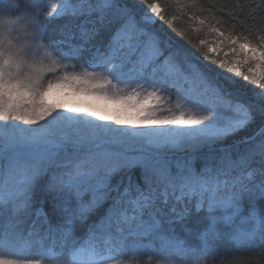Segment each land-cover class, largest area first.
I'll list each match as a JSON object with an SVG mask.
<instances>
[{
  "label": "snow or ice",
  "instance_id": "6c2138e0",
  "mask_svg": "<svg viewBox=\"0 0 264 264\" xmlns=\"http://www.w3.org/2000/svg\"><path fill=\"white\" fill-rule=\"evenodd\" d=\"M142 3L152 15L136 0H0V264H140L145 239L159 255L144 264H223L226 244L259 257L232 264H264V0H166L207 13L188 29ZM53 94L110 101L131 117L112 124L145 130Z\"/></svg>",
  "mask_w": 264,
  "mask_h": 264
},
{
  "label": "trees",
  "instance_id": "16d2710c",
  "mask_svg": "<svg viewBox=\"0 0 264 264\" xmlns=\"http://www.w3.org/2000/svg\"><path fill=\"white\" fill-rule=\"evenodd\" d=\"M151 2V0H150ZM160 3L162 10L164 11L166 18H170L173 20V23L177 28H184L188 29L189 25H194L196 24L195 22V16H200V15H207V13H200L197 9H184V13L186 14H181L180 11L177 10L176 7H168L166 6V0H158ZM242 3H250L251 0H241ZM137 5L139 6V9L142 10L143 12H148V7L147 3H142V0H136ZM236 0H198V5L200 7H209L211 5H215L217 8H219L222 5H228L229 7H232L235 5ZM227 10V9H226ZM192 17V19H190ZM64 23L63 19L60 20H52L49 24V31H48V38H55L59 35L58 29L59 26ZM156 28L157 29H163L165 32L169 33L175 40L179 41L181 44H184L185 47H190L188 44H185L183 40L180 39V37L172 31V29L165 24L163 21H160L158 18L156 19ZM221 28L226 29L228 31H232L231 25L229 24H224L220 25ZM239 29H237L238 31ZM247 34V33H246ZM194 39H196L197 44L199 43V39L203 38L206 40H209L213 38L215 34H210L207 31H203L199 34L192 33ZM255 37V39L258 41L260 36L259 33L253 32L250 35V38ZM239 80V84L243 87L246 86L247 90H252L255 89L256 92H259L260 89L256 88L253 84L243 81L242 78H236ZM248 96L251 97V91H248ZM133 176L138 175V172L132 173ZM35 218V217H34ZM33 218V219H34ZM185 223L189 227H194L195 225V218L190 217ZM83 231V229H81ZM175 231L177 235L184 236V230L181 225L177 224L175 225ZM26 232V231H25ZM145 245H148L147 248L144 249L143 252L140 253L139 255V261L140 264H144V261L148 259L149 255L152 256H158L159 253L156 251V249L159 247L158 242L152 243L149 240L145 239L143 241ZM217 255L220 257H226L223 261V264H232L233 259H237L241 262L244 260H250V259H259V257L256 256V253H247V252H240L237 251L232 245L226 244L222 245L218 248L217 250ZM153 264H155V261H153Z\"/></svg>",
  "mask_w": 264,
  "mask_h": 264
},
{
  "label": "rangeland",
  "instance_id": "374dc122",
  "mask_svg": "<svg viewBox=\"0 0 264 264\" xmlns=\"http://www.w3.org/2000/svg\"><path fill=\"white\" fill-rule=\"evenodd\" d=\"M55 2V0H40V3L44 6H47L49 3ZM148 15H152L150 11L147 12ZM156 20L157 18L154 17ZM214 39L213 38L207 40L209 43H211ZM79 70V69H78ZM53 98L58 99L59 102L67 105L68 107H76L81 108L85 111H93L96 112L98 116H104L107 119L105 121H99L96 120V123H104L109 127L112 128H119L121 131L127 130V131H144L145 129L142 127L139 128H133L131 125L125 124V125H115L112 124L111 121L114 118H120L122 120H128L131 119L126 113H123L121 111H118V106L110 101H104L99 100L94 97L89 96H63L62 94H53ZM159 115H167L168 113H158ZM252 131V128L248 129L247 134H250ZM240 135H245V133H241ZM139 145L135 143H130L125 145V150L128 151L130 155H136L137 149H139ZM177 156L182 155V153H176ZM169 157L172 158V154H169ZM34 218V217H33ZM31 222L29 221L27 224L21 225V227L27 231V229L30 227Z\"/></svg>",
  "mask_w": 264,
  "mask_h": 264
}]
</instances>
